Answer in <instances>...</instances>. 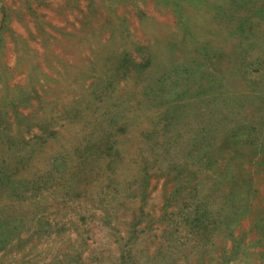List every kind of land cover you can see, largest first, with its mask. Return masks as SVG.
I'll use <instances>...</instances> for the list:
<instances>
[{
    "label": "rangeland",
    "instance_id": "obj_1",
    "mask_svg": "<svg viewBox=\"0 0 264 264\" xmlns=\"http://www.w3.org/2000/svg\"><path fill=\"white\" fill-rule=\"evenodd\" d=\"M0 264H264V0H0Z\"/></svg>",
    "mask_w": 264,
    "mask_h": 264
},
{
    "label": "trees",
    "instance_id": "obj_2",
    "mask_svg": "<svg viewBox=\"0 0 264 264\" xmlns=\"http://www.w3.org/2000/svg\"><path fill=\"white\" fill-rule=\"evenodd\" d=\"M234 9H236V8H234Z\"/></svg>",
    "mask_w": 264,
    "mask_h": 264
}]
</instances>
